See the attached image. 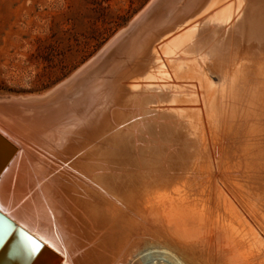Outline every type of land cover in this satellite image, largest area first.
I'll return each instance as SVG.
<instances>
[{"label":"bare ground","instance_id":"bare-ground-1","mask_svg":"<svg viewBox=\"0 0 264 264\" xmlns=\"http://www.w3.org/2000/svg\"><path fill=\"white\" fill-rule=\"evenodd\" d=\"M88 63L61 101L0 99V131L19 146L0 210L54 249L57 227L73 244L85 231V264L102 246L111 264L144 252L264 264V0H151ZM199 220L233 237L229 250L205 243Z\"/></svg>","mask_w":264,"mask_h":264},{"label":"rangeland","instance_id":"rangeland-1","mask_svg":"<svg viewBox=\"0 0 264 264\" xmlns=\"http://www.w3.org/2000/svg\"><path fill=\"white\" fill-rule=\"evenodd\" d=\"M150 1L0 0V98L49 92L90 62L116 34L131 24ZM146 66L151 72L144 70L136 77L141 79L155 73L154 65L153 68L152 65ZM210 78L216 81L214 75ZM214 81L211 83L216 85L217 81ZM187 90L191 91L186 88L185 93H189ZM157 216L164 217L171 224L175 221L170 218L177 219L176 214L162 210ZM195 227L213 250L227 251L229 246L225 241L227 238L234 240L216 226H212L216 229L203 226L200 220ZM234 246L236 253L241 254V249L235 243ZM102 248L96 249L100 254L99 264H111V253ZM120 264L178 263L168 254L144 252L130 254Z\"/></svg>","mask_w":264,"mask_h":264},{"label":"water","instance_id":"water-1","mask_svg":"<svg viewBox=\"0 0 264 264\" xmlns=\"http://www.w3.org/2000/svg\"><path fill=\"white\" fill-rule=\"evenodd\" d=\"M101 51L102 49L99 53ZM68 79L66 83L62 82L64 84L60 83L49 92L41 95L0 99L34 107L51 104L55 100L61 101L63 92L77 82L75 76ZM1 133L0 131V142L6 152L0 157V176L6 169L5 165L9 164L19 148L15 142L12 141L11 143L6 140L4 134L1 135ZM56 230L57 248L46 247L41 241L17 225L6 212L0 210V264H63L64 262L66 264H85L90 241V237L85 231L83 238L78 239V242L73 244L70 236L64 233L60 227H57ZM33 245H35V251H33Z\"/></svg>","mask_w":264,"mask_h":264},{"label":"snow or ice","instance_id":"snow-or-ice-1","mask_svg":"<svg viewBox=\"0 0 264 264\" xmlns=\"http://www.w3.org/2000/svg\"><path fill=\"white\" fill-rule=\"evenodd\" d=\"M33 251H35V245H33Z\"/></svg>","mask_w":264,"mask_h":264}]
</instances>
